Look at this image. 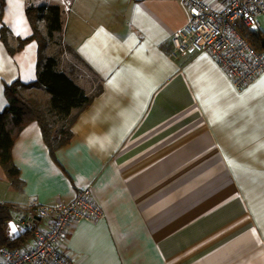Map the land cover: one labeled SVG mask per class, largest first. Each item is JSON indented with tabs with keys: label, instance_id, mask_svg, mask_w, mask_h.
Listing matches in <instances>:
<instances>
[{
	"label": "crops",
	"instance_id": "obj_1",
	"mask_svg": "<svg viewBox=\"0 0 264 264\" xmlns=\"http://www.w3.org/2000/svg\"><path fill=\"white\" fill-rule=\"evenodd\" d=\"M32 5L61 8L63 40L97 89L72 78L101 93L54 152L37 121L15 139L22 185L0 164L5 242L33 246L27 223L49 226L21 208L32 197L52 206L91 187L106 217L68 230L75 264H264V71L237 89L209 52L172 57L185 0H5L13 51L0 34V112L5 84L37 80L38 41L20 47L34 33Z\"/></svg>",
	"mask_w": 264,
	"mask_h": 264
},
{
	"label": "built area",
	"instance_id": "obj_2",
	"mask_svg": "<svg viewBox=\"0 0 264 264\" xmlns=\"http://www.w3.org/2000/svg\"><path fill=\"white\" fill-rule=\"evenodd\" d=\"M217 1L219 6L205 0H185L188 22L173 35L171 56L209 52L234 86L242 89L264 71V39L259 50L246 35L264 33V0ZM21 208L33 217L47 220L49 226L40 228L34 221L27 223L35 240L33 246L3 247L1 264H75L63 246L68 230L82 221L99 222L106 217L91 187L79 190L69 203L48 206L32 197Z\"/></svg>",
	"mask_w": 264,
	"mask_h": 264
},
{
	"label": "trees",
	"instance_id": "obj_3",
	"mask_svg": "<svg viewBox=\"0 0 264 264\" xmlns=\"http://www.w3.org/2000/svg\"><path fill=\"white\" fill-rule=\"evenodd\" d=\"M5 0H0V21L3 19ZM29 20L33 26L32 37L21 40L20 47L27 41L35 39L40 46L39 62L37 66V80L30 84L15 81L5 84V96L8 106L0 112V164L5 169L11 183L18 187L22 185L19 177V169L12 159V147L15 139L32 121H37L43 132L45 141L54 152L70 141L73 136L72 125L76 115L86 109L94 100V97L101 93V89L88 94L80 87L73 78L59 70V60L55 56L45 53L48 39H54L59 35L67 51L74 52L63 40V19L62 10L58 5L29 6L27 8ZM44 20L47 27V34L44 35L39 27V21ZM1 39L9 48V29L3 25L0 30ZM263 33L247 32L250 41L259 50L263 48ZM77 56L76 53H74ZM79 58V57H78ZM44 90L49 94L46 104L31 94V89ZM61 125L55 129V123ZM12 218L11 207L7 204H0V247L16 248L20 242H5V226Z\"/></svg>",
	"mask_w": 264,
	"mask_h": 264
},
{
	"label": "rangeland",
	"instance_id": "obj_4",
	"mask_svg": "<svg viewBox=\"0 0 264 264\" xmlns=\"http://www.w3.org/2000/svg\"><path fill=\"white\" fill-rule=\"evenodd\" d=\"M43 33L44 35L47 34V27L44 20ZM45 53L49 56H55L58 58L60 71H64L71 77L73 76L79 82H83L84 80L87 86L86 88H89V90H91V93L95 92L98 83L95 76L81 62V60L76 57L74 53L67 51L59 35H57L54 39L47 40ZM30 95L38 98L42 102V104H46L47 100L49 99V94L44 90H36ZM60 125L61 123H55V129Z\"/></svg>",
	"mask_w": 264,
	"mask_h": 264
},
{
	"label": "snow or ice",
	"instance_id": "obj_5",
	"mask_svg": "<svg viewBox=\"0 0 264 264\" xmlns=\"http://www.w3.org/2000/svg\"><path fill=\"white\" fill-rule=\"evenodd\" d=\"M11 231L13 232V233H15L16 231H17V229L15 228V226L13 225V226H11Z\"/></svg>",
	"mask_w": 264,
	"mask_h": 264
}]
</instances>
